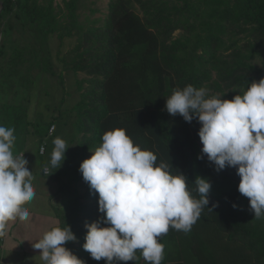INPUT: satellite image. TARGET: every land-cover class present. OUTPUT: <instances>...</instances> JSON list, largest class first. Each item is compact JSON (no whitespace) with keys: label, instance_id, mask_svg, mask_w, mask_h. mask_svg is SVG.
<instances>
[{"label":"trees","instance_id":"16d2710c","mask_svg":"<svg viewBox=\"0 0 264 264\" xmlns=\"http://www.w3.org/2000/svg\"><path fill=\"white\" fill-rule=\"evenodd\" d=\"M0 2V88L7 85L12 95L24 93L26 100L25 92L34 83L32 73L51 72L48 42L52 35L77 39L68 64L84 76L77 79L81 97L71 109L79 134L80 151L74 153L79 164L64 171L77 186L65 206L55 210L57 223L50 228L70 226L77 239L66 248L84 264H105L83 248L85 224L103 213L99 194L84 181L79 167L102 144L106 131L124 125L141 149L136 132L147 128L165 157H170L166 150L173 153L178 168L172 172L186 176L194 197L199 198L197 177L211 183L207 207L212 210L205 207L190 232L170 229L161 238L162 264H264V216L255 219L249 199L238 191L236 168L217 172L201 152L200 123L172 116L165 107L175 89L189 84L231 100L251 82L264 78V0H109L103 24L87 27L77 18L80 0H60L63 8L56 0ZM13 30L25 40L12 45ZM17 85L22 86L18 92ZM118 94H137L139 106L113 111L112 99ZM0 106L8 126L28 127L27 121L17 122L25 113L22 103L2 101ZM31 126L40 140L48 135L49 123L44 119ZM44 153H38V158ZM200 155L203 159L197 158ZM165 157L158 160L165 162ZM51 178L57 191L64 188L59 176ZM137 256L134 264H147L139 250Z\"/></svg>","mask_w":264,"mask_h":264},{"label":"clouds","instance_id":"9594fccd","mask_svg":"<svg viewBox=\"0 0 264 264\" xmlns=\"http://www.w3.org/2000/svg\"><path fill=\"white\" fill-rule=\"evenodd\" d=\"M165 107L172 116L200 123L202 154L217 172L236 168L238 191L249 199L255 219L264 216V78L251 82L242 95L231 100L189 84L175 89ZM14 132V128L0 125V237L6 235L9 222L28 219L25 205L36 196L28 160L24 153L13 154ZM53 144L50 165L57 170L69 146L60 137ZM40 151L43 154L44 149ZM92 152L79 171L90 189L99 194L103 217L85 224L84 250L96 261L104 259L105 264H134L138 250L147 264H162L161 238L170 229L191 231L209 204L211 183L197 177L199 198L194 197L184 174H173L169 162L158 163L157 154L141 149L124 128L106 131L102 144ZM197 158L203 159V155ZM43 171L47 177L53 173L48 167ZM76 239L70 226L54 227L32 246L40 250L45 264H84L64 246Z\"/></svg>","mask_w":264,"mask_h":264},{"label":"rangeland","instance_id":"374dc122","mask_svg":"<svg viewBox=\"0 0 264 264\" xmlns=\"http://www.w3.org/2000/svg\"><path fill=\"white\" fill-rule=\"evenodd\" d=\"M56 1L60 4L61 8H63L60 0ZM108 2L109 0H80L77 10L79 23L86 27L101 26L109 11ZM178 32L179 31H176L174 34L177 35ZM22 40H25L24 35H21L19 32L13 30L11 35L12 45H14V43H21ZM76 42V36L65 37L62 40L53 35L49 38L48 48L50 50V61L52 63L51 72H43L38 69V71H34L32 73V80L34 83L31 90L25 92V95L27 96L26 100L24 96H22L24 93H19L20 95L18 96L14 93L12 95V91L7 89V85L0 88V103H2V101L10 103L20 102L22 103L23 108H25L23 117L18 118L17 122L27 121L30 123L28 127L25 128L22 125L18 128L8 126L6 120L7 117L2 116L3 108L1 106L0 125L6 128L15 129L14 135L16 136V140L12 151L14 156H19L24 153V157L28 160V167L33 172L34 177L38 179V183L35 180L32 181L36 196L41 194L42 190L45 188V177L47 176H44L42 172L44 167H48L50 172H53L50 177L48 176V178L52 179L51 177L57 178V176L72 177L64 171H69L70 169L72 170L79 164L78 156L74 154L75 151H80V146L78 144L79 134L74 126L75 114L71 111V109L81 97V90H79L77 86V79H81L84 76L81 72L75 73L70 69L68 64L71 58V50ZM19 88L21 89L22 86L20 87L17 85L14 90L18 92ZM140 93L143 99L142 90ZM121 95L123 94L114 95L116 97H114L115 99H112L114 103L111 104V109L113 111L116 112L129 109L134 110L135 107L139 106V97L136 96L137 94L131 97L128 96L129 94H126L124 97H119ZM38 119H44L49 123L47 131L51 125H55L52 136L48 134L42 140L39 139L34 128L31 126V124L35 123ZM121 128H124V125H122ZM136 135H138L136 136V140L142 145L143 149L154 151L158 157H165L161 151L162 149L155 142L156 140L152 137L147 128L139 130L136 132ZM56 137H60L65 140L69 146L65 153V160L63 161L62 166L57 170L52 168L50 165L51 153L54 148L53 140ZM41 144H44L45 146V153L41 156V159H39L38 149ZM166 152L170 155V157H165V162H169L172 169H177L178 162L173 153L170 150H166ZM161 161L163 160H158V163ZM68 192H70V190ZM53 193H55V191H50L49 195ZM71 196L72 193L69 195L66 193L61 196L59 195L58 204H62L60 198L67 201V199ZM56 203L55 199V206H57ZM51 204L52 203L48 200V197H46L45 201L42 200L40 202V213L32 214V216H34L33 222H35V226L34 223L30 224V222L27 221L29 220V217L24 221L19 219L15 220L18 221L17 226H15L16 223L13 224L14 221L9 222L7 228L8 231L6 233L8 235L11 232L10 234L12 236L19 235L21 237L17 243L18 248L21 245L22 247H27L30 252H35V249L32 246L33 243L39 241V236H41L43 228H45L47 224H50L46 219L47 216L43 212L48 210L52 211ZM11 241L12 239L9 238L7 243H10ZM2 248L3 245L1 240L0 250ZM20 258L21 259L1 257L0 264H19L22 260V257ZM25 264H45V262L41 256H38L26 258Z\"/></svg>","mask_w":264,"mask_h":264},{"label":"crops","instance_id":"0c3cea01","mask_svg":"<svg viewBox=\"0 0 264 264\" xmlns=\"http://www.w3.org/2000/svg\"><path fill=\"white\" fill-rule=\"evenodd\" d=\"M44 176H47V175L44 174ZM68 178H69V180H68ZM45 179H46V183L44 184L45 188H44V190H42L41 194L35 196V198L30 203L25 205V207H27L29 209V212H30L29 220H27V221H29L30 224L34 223V226H35V222H33L34 216H32V214L33 213L34 214H39L40 213V210H39L40 202L42 200L45 201L46 197H48V200L52 203L51 204L52 211L48 210L46 212H43L47 216L46 219L49 221L50 224H47L45 226V228H43V230L41 232V236H39V239H41L43 237L44 233L47 232L48 230H50V228L54 224L57 223V218L55 216V210H61L65 206V204L67 202L66 200L60 198L61 203L62 204L64 202L65 203L63 205L62 204L59 205L58 204L59 195L61 196L62 194H65V193L67 195H69L70 193H72V196H73L74 193H75V187L77 186V183H76L75 179H73V177H67V176L63 177V176H61L60 180L65 185H64V188L62 190L57 191V183L55 181L51 180L48 177H45ZM34 180L38 183V179L34 178ZM46 187H48V188H46ZM69 190H70V192H68ZM50 191H55V193L49 195ZM55 199H56V202H57L56 203L57 206H55ZM15 223H16L15 226H17L18 225V221H14L13 224H15ZM7 231H8V229H7ZM10 233L8 235L6 233V235L2 239V245H3V248L1 249L2 258L8 257V258H19V259H21L20 257H22V260H21V262H19V264H25V259L26 258H33V257L40 256V250L35 249V252H36L35 253V252H30L28 250V248L25 247V246L22 247L20 245V247L18 248L17 243H18V241H19V239L21 237L19 235H16L17 237L16 236H12ZM9 238H11L12 241L10 243H7V240ZM13 264H16V263H13Z\"/></svg>","mask_w":264,"mask_h":264},{"label":"built area","instance_id":"2783aa9c","mask_svg":"<svg viewBox=\"0 0 264 264\" xmlns=\"http://www.w3.org/2000/svg\"><path fill=\"white\" fill-rule=\"evenodd\" d=\"M54 128H55V126H54V125H51V127H50L49 130H48V134H49V135H51V134L53 133ZM41 148H43L44 151H45V146H44V144H41V145L39 146V149H38V153H39V154H41V151H40ZM44 151H43V153H44ZM43 173H44V171H43ZM44 174H45V173H44Z\"/></svg>","mask_w":264,"mask_h":264},{"label":"water","instance_id":"95a60500","mask_svg":"<svg viewBox=\"0 0 264 264\" xmlns=\"http://www.w3.org/2000/svg\"><path fill=\"white\" fill-rule=\"evenodd\" d=\"M0 11H1V2H0ZM1 29H2V22L0 23V40H1Z\"/></svg>","mask_w":264,"mask_h":264}]
</instances>
